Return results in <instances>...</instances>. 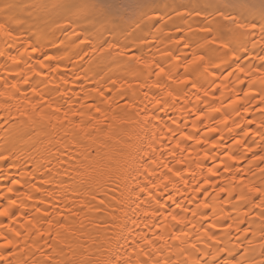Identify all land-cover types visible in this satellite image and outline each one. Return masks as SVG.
Here are the masks:
<instances>
[{
	"label": "bare ground",
	"instance_id": "obj_1",
	"mask_svg": "<svg viewBox=\"0 0 264 264\" xmlns=\"http://www.w3.org/2000/svg\"><path fill=\"white\" fill-rule=\"evenodd\" d=\"M76 2L0 0V23L5 25L0 31V92L5 93L0 96V156L5 157L0 159V207L16 201L13 214L0 217V225H6L0 233L15 245L0 249V256L7 257L0 264H136L138 259L141 264H179L194 253L193 244L200 253L212 244L204 231L215 232L229 248L240 244L232 253L236 260L264 259L259 255L258 238L250 235L248 240H237L240 233L235 226L226 231L228 224L239 219L243 221L241 229L251 228L259 236V195H253L251 203L236 199L247 186L264 187V163L257 159L264 156V137L260 135L264 132L260 127L264 103L258 89L231 113L239 128L230 133L228 129L234 127L230 122L220 134L209 137L220 140L223 136L220 148L211 149L217 163L225 159V149L236 139L242 141L232 149L238 159L226 161L229 172L221 167L219 175L205 185L213 159L212 155L204 158V147L196 146L195 141L184 145L183 158L190 159V164L177 166L172 159L173 152L176 159L182 158L181 150L175 147L180 139L177 129L187 131L194 119L191 112L185 115L180 110L185 98L192 101L186 105L188 109L204 107L203 100L197 104L191 84L178 85L176 80L183 79L184 64L194 57H203L212 69L220 64L222 49L212 41H232L224 16L237 15L228 7L235 0H160L167 7L161 8L160 18L149 26H139L129 14L107 24L111 31L101 35L78 21L79 40L72 35V28L62 26L58 19L66 13L57 10L46 14L34 7ZM5 3L16 7L5 11ZM220 25H225L223 30ZM86 35L94 36L87 46L81 44ZM259 39L257 26L247 37L248 57L264 55L260 50L264 45L256 43ZM105 40L118 46L110 54H102L97 47ZM33 48L38 51L33 52ZM120 51L126 53L122 58ZM133 55L165 67L173 79L164 76L158 80V69L149 70L129 60ZM174 56L180 57L179 63ZM240 56V65L247 70L245 53ZM47 57L53 59L48 61ZM41 62L46 64L44 69ZM249 62L253 68L259 66L257 60ZM238 67L233 64L229 71ZM53 68L57 70L50 71ZM41 71L43 75L38 74ZM237 75L242 83H236L235 76L226 81L233 89L232 99L236 95L243 98L248 90L245 77ZM25 79L29 83L25 84ZM158 83L164 85L163 91ZM220 83L217 80L211 86L209 100L213 92L216 97L221 95L215 91ZM12 84L17 87L11 88ZM168 91H173L177 102L168 98L167 107L157 105L155 99L166 98ZM223 103L228 104L227 96ZM219 104L218 100L213 107ZM213 115L211 126H216L215 120L221 117ZM168 128L171 133L165 131ZM205 130L201 124L197 134L203 136ZM153 133L158 143L153 142ZM173 133H177L175 139H169ZM197 160L201 161L199 166ZM165 164L175 166L181 176H172ZM165 175L171 182L164 181ZM15 180L20 183L15 184ZM234 184L231 197L220 193L217 199V186ZM197 187L199 193L194 191ZM201 201L211 207L197 210ZM177 204L181 208L177 209ZM166 211L183 216L185 224L165 223ZM217 220V227L212 229ZM173 235L180 239H172ZM253 246L256 253L245 256L244 248ZM225 258L224 254L218 257L221 264Z\"/></svg>",
	"mask_w": 264,
	"mask_h": 264
},
{
	"label": "snow or ice",
	"instance_id": "obj_2",
	"mask_svg": "<svg viewBox=\"0 0 264 264\" xmlns=\"http://www.w3.org/2000/svg\"><path fill=\"white\" fill-rule=\"evenodd\" d=\"M15 5L7 4L5 3L3 5V8L5 11H11ZM34 7L41 8L45 11L46 14H50V12H56L59 10L61 13L66 14H60L58 15V19L61 22L62 26H67L72 28V35L76 37V39L79 40L80 33L76 31V25L78 21H83L84 24L88 25L89 27H92L96 33V35H101L103 31H111L110 28H107L106 25L112 22L114 19L127 16L131 14V18L134 21H139V26H149L150 22L153 20H156L160 18V10L162 7H167L166 4H162L160 0H78L76 3H66V4H56V5H44V4H38L34 5ZM228 7L233 11L236 12V16L227 15L224 16V20L227 22L228 31H230L233 35V39L230 42L225 41H217L213 40V44H219V49H222L220 52V64L217 66L216 69L210 68L209 64L204 60L203 57L197 56L194 57L192 60L188 61V63L184 64V75L183 79H177L176 83L178 85H188L191 84L192 88L195 89V99L197 104L201 100H203L204 107H196L195 105L188 109L186 107L187 104L191 103V99L186 97L184 100V107H182L180 110L184 112L185 115L188 114V112H191L194 116V119L191 122V128H189L187 131L183 129H177V133L180 136V139L177 141L175 147L179 148L181 159H176V154L173 152L172 159L176 160L177 166H183L185 163H191L190 159L183 158V153L185 151L184 145L186 143L195 141L196 146H203L204 147V158L209 157L212 155L213 159V167H209L207 172L208 175L204 177V184L209 185L212 182V179H214L216 176L219 175V169L221 167L224 168V171L227 173L229 172V165L226 163V161L236 160L238 157L232 153V149L236 148L237 146L242 144V141L240 139H236L233 142V145L227 147L225 149V159H220L219 163H217V157H215L211 149H219L220 148V141L223 140V136H220V140L215 139H209L213 134H220L224 128H228V124L231 122L234 127L229 128L228 131L234 132L236 128H239L240 125L236 123V118L231 115V113L236 112V105L241 104V100L244 101V103H247L248 97L250 94L258 89V92L261 96V102L264 103V55H256L252 57L247 56V37L249 34H253L257 30V26H259V33H260V39L256 43H259L261 45H264V0H235L234 3H230ZM235 27H232V26ZM221 30L224 29L225 25L219 26ZM5 25L4 23H0V31H4ZM87 29H85L86 31ZM8 35H11V32L7 33ZM94 39V36L92 35H86L84 40L81 41V44L87 46L90 41ZM256 43H253L252 47L253 49L256 48ZM106 45V47H105ZM99 48V51L104 54L108 53L110 54L112 50L116 49L118 46L113 43H109L107 40L103 41L102 44L97 45ZM218 49V50H219ZM97 49L93 48V51L95 52ZM261 51H264V47H261ZM33 52L38 51V49L33 48ZM42 51V50H40ZM245 53V62L248 63V69L246 70L243 65H240L241 56L240 53ZM125 51L119 52V57L125 56ZM107 58V57H105ZM13 60L17 59L16 57L12 58ZM52 57H47L48 61H51ZM173 59L179 63L180 57L174 56ZM129 60H135L139 64L143 65L145 68L149 70H155L158 69L157 77L158 80L164 76H167L169 80L173 79L172 73L167 71L165 67L160 66L159 64H154L153 61H145L142 60L138 56H130ZM230 60V62H229ZM250 60H257L259 61V66L253 68ZM114 62V61H113ZM233 64L239 65V67L233 71H229V69L232 67ZM32 71H36L35 68H32V66H29ZM46 67V64L41 62L40 68L44 69ZM57 69H50V71L55 72ZM217 70H219V75H217ZM237 72L240 73L245 77L248 83V90L244 93V97H240L239 95H236L235 99H232V96L230 95L233 92V89L228 87V83L226 81H230L233 76L236 77V83H242L240 79V75H237ZM39 75H43L44 73L41 71L38 73ZM219 80L220 86L215 88V91H219L221 95L219 97H216L214 92L211 95V100H209L210 92H212L213 85L216 84V81ZM25 84L29 83L27 79L23 81ZM199 85V87H198ZM5 86L7 87V82H5ZM39 85L33 86V92L36 93V89ZM161 91L164 90V85L161 83H158L156 85ZM17 86L16 84H12L11 88L15 89ZM5 95L4 92H0V96ZM39 95V93H37ZM166 98L164 99H155V103L157 105H162L164 107L168 106V98H171V100L175 103L177 102V97L173 95V91H168L165 94ZM228 99V104L225 105L223 103L224 99ZM219 100L220 104L218 107H213ZM47 103V101H45ZM48 107H51V104L48 105ZM207 109V111L205 110ZM59 111V109H57ZM97 111H99L97 109ZM248 109H245V112H247ZM217 114L221 117L219 120H215L216 126H211L212 121L214 120V115ZM23 115H26V113H22ZM261 114L264 115V109H261ZM75 115V114H73ZM151 112L148 113V116H151ZM237 116H239V113H237ZM148 117H145V120L147 121ZM155 119V117H153ZM254 123V121H250L249 124ZM172 124L175 125L176 121L173 120ZM201 124L205 125V132L203 136H199L197 134V128L200 127ZM245 127H248V125H245ZM260 127L264 129V120L261 121ZM167 132H172L171 128L166 129ZM251 129L249 128V132ZM249 132H245L244 135H248ZM177 133H173L171 136H169V139H175V136ZM255 135V133H253ZM260 135L264 137V132H261ZM153 142H159L156 140V134L153 133ZM151 147V144L149 145ZM231 153V154H230ZM147 156L148 153H145ZM162 155V153H161ZM199 155V153H197ZM189 156H191V152H189ZM0 159H5V157L0 156ZM261 161V163H264V156L257 157ZM153 163H156V161H152ZM198 166L201 164L200 160H197ZM164 167L167 169L169 173L172 174L174 177H180L181 172L177 169L174 170V167H168L167 164L164 165ZM201 170H203L201 168ZM261 174L264 175V169H261ZM164 181L171 182L169 179V176H164ZM15 184H19V180L14 181ZM185 186H187V181H184ZM239 183H243L241 180ZM2 187V185H0ZM35 187V186H34ZM218 187L217 192V199H219L220 193H226L228 197H231L234 192V188L236 185L234 184L232 187ZM39 191V189H36ZM9 193L13 191L11 187L7 189ZM194 191L196 193H199L201 189L199 187L195 188ZM206 191V189H205ZM258 194L260 197V203L256 205L258 208H262V211L260 212V225H259V236H257V232L252 230L251 228H243L241 229V224L243 221L237 219L234 221V224H228L226 231L230 230L235 226L236 231L240 233V236L237 237V240H240L241 237H243L244 240H248V237L251 235L253 239H259L261 243L258 245L260 252L259 255L261 257H264V187H252L247 186V191L245 192L243 189H241L240 193L236 196L237 201L243 203L247 201L248 203H251V197L253 195ZM31 199V197H28ZM169 199H174L173 197H169ZM191 203V201H188ZM227 202L231 203V200H228ZM16 201H11L7 206L0 207V217H9L12 215V206L15 205ZM235 206V205H234ZM211 207L210 204L201 201V203L198 205L197 210L209 208ZM176 208H181L180 204L176 205ZM40 209L37 208V212H39ZM183 211H187V209H183ZM215 212H213V215ZM247 213H245L246 215ZM154 215V214H153ZM193 217L196 216V212L192 213ZM163 220L165 223L172 221L174 224H185V219L183 216H178L174 214V212H165L163 216ZM217 223L219 221L217 220L211 225L212 229H215L217 227ZM6 227V225H0V228ZM19 235V233H17ZM204 235L208 237L210 241H212V244L208 245V247L200 253V249L196 248V245L193 244L191 247L194 250V253L191 255H187L184 260L180 261L179 264H221L218 257L221 256V254H224L226 258L223 260V264H264V259H260L259 261H246L242 257L241 260H236L235 257H233L232 253L236 247H240V244H234L232 248L227 247L225 242L219 238L215 232H209L204 231ZM0 239H3V243H0V249L8 250L9 247H15L13 244V241L9 239L7 236H4L3 233H0ZM159 239H163V237H159ZM172 239L177 240L180 239L179 235H173ZM252 244V241L249 240V245ZM185 252H188L186 249ZM195 253H200L199 256H197ZM256 253V247H245L244 248V254L245 256H249L250 254ZM11 254V253H10ZM7 257L0 256V261L6 260ZM136 264H141V261L139 259L137 260ZM143 264H148L147 261H144ZM159 264V262H157ZM167 264V262H166Z\"/></svg>",
	"mask_w": 264,
	"mask_h": 264
}]
</instances>
